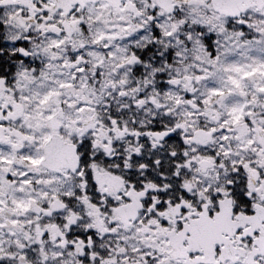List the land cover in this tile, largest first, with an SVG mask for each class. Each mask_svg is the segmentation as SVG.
<instances>
[{"label": "snow or ice", "instance_id": "obj_1", "mask_svg": "<svg viewBox=\"0 0 264 264\" xmlns=\"http://www.w3.org/2000/svg\"><path fill=\"white\" fill-rule=\"evenodd\" d=\"M0 264H264V0H0Z\"/></svg>", "mask_w": 264, "mask_h": 264}]
</instances>
